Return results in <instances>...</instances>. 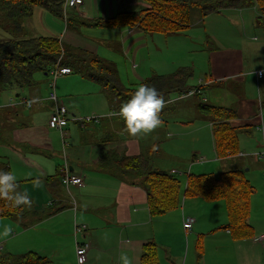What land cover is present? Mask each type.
<instances>
[{"label": "crops", "instance_id": "crops-1", "mask_svg": "<svg viewBox=\"0 0 264 264\" xmlns=\"http://www.w3.org/2000/svg\"><path fill=\"white\" fill-rule=\"evenodd\" d=\"M58 1L63 9L65 0ZM142 7L144 4L138 0H82L76 7L67 8L64 18V15H56L47 8L35 6L25 20L23 29L26 34L31 33L32 36L53 35L50 37L58 38L65 45L93 53L100 60L114 66L119 61L123 63L129 61V72L134 78L127 82L137 83L145 79L142 76L146 73L138 71L134 63V58L137 59L139 55L136 49L143 45L146 36L151 37L152 34H145L136 26L127 28L128 31L124 32L126 27L118 29L96 25V22L111 19L120 12L140 10ZM248 8H252L248 13L247 8L230 9L211 13L206 18L219 16L222 20L235 23L236 17L240 16L244 29L245 23L252 27H260L256 5ZM34 15L45 18L50 24L55 22V18L63 19L64 29L62 30L57 21L53 34L37 33L31 27ZM204 20L205 17L203 22L198 20L193 26L204 23ZM260 20V24L264 25V15ZM47 27L52 30L51 25ZM262 29L264 30V26ZM186 31L168 36L172 38L187 36ZM233 47H215L219 54L208 57L209 76L206 83L213 85V88L227 89L226 83L232 81L243 87L244 78L251 75L259 85V81H264V72L259 79L256 78L255 72L259 69L264 70V67L256 66L254 70L250 65L247 66L248 61H244L245 53L241 46ZM261 47H264L262 39L254 46L253 52ZM68 67L71 73H76L78 77L70 75L71 73L64 75L66 78H62L59 86L55 87L58 101L65 104L68 111L72 110L69 112L71 115H75L76 112H80L79 116L89 112L107 115L101 117L98 123L87 122L83 127L75 125L74 132L68 127L70 120L67 118L63 129L67 131L70 140L69 144H66L62 142V135L60 142L57 135L49 131H58L50 129L47 125L53 102L49 96L47 99L41 98L39 86H32L33 88L30 87L29 90L25 87L31 95L29 97L21 94L26 91L25 89L12 88L6 93V98L0 102V145L9 148L11 163L7 157L3 159L9 164L12 174L18 181V189L22 194H27L31 203L27 204L29 211L26 217L0 219V250L8 247L6 252L10 254L34 251L44 256L48 264L52 258L59 261L58 264H72L73 259H76V264H121L122 254L129 257L131 264H140L142 246L152 241L156 245L159 264H264V260L260 259V256H264V242L253 240L254 236L263 233L264 230L258 229L256 234L253 230V236L250 238L234 239L222 226L210 230L197 228L196 219L188 234L192 235L193 241L196 240V246L199 243L201 247V241L202 245H205V241L208 240L207 243H213L214 250L207 253L204 249L198 257L196 249L197 255L195 254L194 260L193 255L189 258L188 250L182 255L180 243L185 233L182 228L185 215L183 210L177 208L161 216H151L145 191L139 186L138 181L112 165V153L137 155L146 147L140 144L139 138L131 137L127 133L124 121L115 114L119 112L116 111L115 99L104 91L99 83L85 79L75 72L72 66ZM70 81L79 87L78 92L62 91L61 85ZM49 82L50 80L48 81L50 87ZM81 83L86 85L85 89ZM257 89L260 94H264V84ZM229 92L235 96L232 90ZM3 97L4 93H0V98ZM234 98L238 114V109L248 102L240 95ZM183 104L187 105L188 102L185 101ZM262 104L263 101L260 107H263ZM177 107L176 105L175 111ZM24 108H28L27 117L24 115ZM8 110L12 112L9 114ZM35 112L42 115V122L45 120V113H48L46 120L43 123H36ZM160 121L162 122V119ZM234 122L237 125H252L249 127L251 132L253 128L257 130L259 126L258 114L253 113L247 119L238 115ZM251 132L246 134L250 135ZM239 153L242 152L239 150ZM243 157L246 158L244 155ZM193 159H196L195 154L191 161H194ZM254 160L261 159L254 157ZM238 162H231L232 164L228 165L217 160V167L219 172L223 166L243 167L246 176L249 170L248 163L245 161L243 165L241 161ZM65 165L72 174L82 177L83 187L70 185L66 188L61 184L59 179ZM75 169L79 173L74 172ZM174 169L169 168L168 172ZM56 174L58 179L50 180ZM191 199L195 200V204L200 201L206 202L199 198ZM75 222L85 225L86 230L75 235ZM6 229L10 231L4 235ZM15 229L17 232H13ZM75 240L88 244L84 259L80 263L75 252ZM223 245H226L225 249H221ZM228 247L233 248L231 254L226 250Z\"/></svg>", "mask_w": 264, "mask_h": 264}, {"label": "trees", "instance_id": "trees-1", "mask_svg": "<svg viewBox=\"0 0 264 264\" xmlns=\"http://www.w3.org/2000/svg\"><path fill=\"white\" fill-rule=\"evenodd\" d=\"M138 1L144 4L142 9L117 13L111 19L97 21L96 25L116 28L136 26L145 34L161 33L168 36L181 34L192 26L193 9L197 10L199 17L203 19L211 13L256 5L259 13L257 21L260 26L259 21L264 15V0ZM35 6L62 15L61 3L58 0H0V27H4L11 36V39L0 42V93H6L12 88L22 90L28 87L36 73L48 75L56 63L61 66H72L75 72L85 79L99 83L104 91L115 99L116 111L130 99L141 84L154 87L163 98L167 97L164 100L165 104L172 101L169 99L170 94L179 96L192 89L187 85L192 72L185 68H179L166 75L151 74L138 84L128 83L126 86L122 83L118 84L120 82L116 78L117 71L112 68L114 65L100 60L93 53L65 45L56 37L26 34L23 25ZM201 89V87L195 88L192 95L202 99ZM202 100L195 106L197 113L211 128L216 159L228 165L232 164L227 161L228 157L234 156L242 161L243 155L238 154V137L242 133H250L252 125L235 124L234 121L238 118L236 107L212 105L206 103L204 98ZM168 110L169 107H163L159 118L161 119ZM111 156L112 165L138 181L139 186L145 191L148 212L151 216H161L180 208L182 198H199L206 202L221 200L225 204L227 216V223L222 228L228 230L234 239L253 236V227L249 223V203L253 189L246 179L243 168L222 169L218 174L188 173L184 184L175 174L153 167L144 152L131 156L112 153ZM0 170L11 172L9 164L3 158L0 160ZM57 179L56 174L50 180ZM17 191L20 192L18 187ZM28 211L27 204L0 199V219L24 218L28 215ZM200 248L198 243L196 246L198 257L201 255ZM46 262L44 256L34 251L0 254V264H46ZM140 264H159L156 245L152 241L142 246Z\"/></svg>", "mask_w": 264, "mask_h": 264}, {"label": "rangeland", "instance_id": "rangeland-1", "mask_svg": "<svg viewBox=\"0 0 264 264\" xmlns=\"http://www.w3.org/2000/svg\"><path fill=\"white\" fill-rule=\"evenodd\" d=\"M251 9L252 8H247L246 13H248ZM193 10L192 19L194 20L191 24L192 26H190L191 28H189L185 33L187 36L172 38V36H164L161 33H153L151 37L146 36L143 45L136 49V53H139V55L137 59L136 57L134 58V63L137 66L138 71H145L146 75L142 76V78L145 79L148 78V76L150 77L151 72L158 75H166L175 72L179 68H185L187 71L192 72V76L190 77L187 85L192 88L191 90L201 87L202 89L200 94L202 99L204 98V100H207L206 103L212 105H232L235 107L234 97L240 95L243 96L244 100L248 103H245L241 109H238V115L247 119L250 118L251 113L254 115L258 114L259 126L257 128L260 130L253 128L250 135L242 133L238 137L239 150L244 156H246V158L242 157L243 159L241 164L244 165L245 161L248 163L247 167L249 170L246 172V179L249 181L253 189L249 203V221L253 227L254 234H256L258 229L264 230V161L254 160V156L264 149V103L262 104L263 107H260L261 101L264 100V95L263 93L260 94L257 89L264 84V81H259V85H257V82L251 75H249L247 78H244L245 86L242 87L239 84L228 81L226 83L228 84L226 86L227 89L225 87L213 88V85L206 82H208L209 76L207 67L208 57L214 54H219V50L215 49L216 46L226 48L241 46L243 52L245 53L244 61H248L247 66L250 65L254 70L256 66L264 67V47H261V49L253 52V48L257 45V42L261 39L264 40V30L262 29V26L264 25L262 23L260 27H252L250 24L245 23L246 29H244V25L240 21V16L236 17L235 23L229 22V20L227 21L226 19L222 20L219 16H217V18L209 16L208 18L205 17L204 23L193 26L198 20L203 22V19L199 17L197 10ZM246 13L244 16H246ZM222 18H224V16H222ZM54 21V23L51 22L50 24V22L45 18L38 16L33 18V25H31V27L37 33L41 32L53 34L56 27L55 23L59 22L62 30L64 29L63 19L57 20V18H55ZM48 25H51L52 30L48 29ZM128 29L126 28V31L124 32H127ZM29 35L32 36L31 33ZM9 39H11V36L5 28L1 26L0 42ZM129 63V61H124V63L119 61L116 66L112 67L117 71L116 78L120 82L118 84L122 83L126 86L128 84L127 81L133 80L134 77L129 72ZM70 75L78 77L76 73H71ZM65 76L57 78L55 87L59 86L60 80ZM33 79L35 81L28 85L27 89L30 87L33 88L32 86L35 85L39 86L41 98L47 99L50 91L52 90L48 85V81L51 80V76L49 74L44 75L42 73H36L33 76ZM138 83L139 82L132 84ZM81 85L85 89L86 85L83 83H81ZM61 86L63 92L70 90L69 93H73L78 92L77 90H79V87L71 81L63 83ZM229 90L234 92V97L231 95ZM6 93H4L3 99L0 98V102L6 98ZM21 94L27 97L31 96L27 90L24 91V93L21 92ZM166 99L167 97L164 98V100ZM169 99L172 101H168L169 103H166L164 107H169L170 110L166 111L164 115L161 116L162 122L160 121L159 127L149 135L139 137L140 144L146 147L143 150L144 154H146L149 161L152 162L153 167L157 166V168L165 171H168L169 168H175L174 170L177 171L175 176L178 177L181 182L186 180L188 173L218 174L219 170L213 151L211 128L208 122L197 113V106H195L203 100L196 95H187L180 98L174 93L169 95ZM185 101L188 102L187 105L183 104ZM62 105L68 112V118L70 120L68 127L72 132L75 130V125H77V127H83L84 124H81L80 121L87 117L100 118L107 115L90 112L81 116H79L80 112H76L75 115H71L69 112L72 110L69 109L68 111L66 105L63 103ZM176 105L178 107L175 111ZM27 109L28 108H24L23 110L26 117ZM8 112L10 114L12 110H8ZM46 114L48 115V113H45V120L47 118ZM34 118L36 119V123L42 122V115H40V113L35 112ZM45 120H43V122ZM91 122L98 123V120ZM249 122H251V119ZM49 131L56 134L60 142L62 138L63 143L69 144L70 137H67L68 133L64 129V135L62 137L58 131ZM4 134L6 135V133ZM152 142L154 143L149 145ZM10 154L9 148L0 145V160L7 157L8 161L11 163ZM193 154H195L196 159L191 161ZM227 159V161L234 163L240 161L234 156L228 157ZM246 159H250V161L248 162ZM238 164H240V162H238ZM228 168L229 166H223V169ZM244 169L245 168H243V170ZM74 172L79 173L77 169H75ZM194 201L195 200L191 198H182L180 209L183 210L185 214L183 215V218L192 217L194 220H197L195 222V226L197 228L201 229L202 227L204 230H210L212 228L221 227L227 223V216L223 201L219 200L214 203L200 201L196 204ZM75 224L79 225L80 223L75 222ZM193 225L194 223L192 226ZM13 232H17V230L15 229ZM184 234L181 237L182 241L180 243V249H183L182 255L186 254V251L188 250L189 258L193 255L194 260L195 254L197 255L196 240H192V235L187 233ZM207 241H205V245H202L201 241L202 252L204 249L207 253L214 250L213 243H207ZM182 242L183 246L181 247ZM225 248L226 245L221 247V249ZM7 250L8 247L1 249L0 254L7 253ZM226 250L231 254L233 248L228 247ZM260 259L264 260V256H260ZM50 260L51 263L49 264L59 263V261L54 258ZM75 260L76 259H73L72 264H76Z\"/></svg>", "mask_w": 264, "mask_h": 264}, {"label": "clouds", "instance_id": "clouds-1", "mask_svg": "<svg viewBox=\"0 0 264 264\" xmlns=\"http://www.w3.org/2000/svg\"><path fill=\"white\" fill-rule=\"evenodd\" d=\"M165 105L164 98L156 88L141 84L136 88L125 103L119 109L118 115L124 121L126 131L131 137L139 138L152 133L160 125L159 113ZM18 182L10 171L0 170V199L13 201L17 204H29L26 193L17 191ZM10 229H6L4 235ZM121 264H131L129 257L122 254Z\"/></svg>", "mask_w": 264, "mask_h": 264}, {"label": "built area", "instance_id": "built-area-1", "mask_svg": "<svg viewBox=\"0 0 264 264\" xmlns=\"http://www.w3.org/2000/svg\"><path fill=\"white\" fill-rule=\"evenodd\" d=\"M81 2H82V0H65L63 3V9H62L64 18H65L67 8H74L77 5H79ZM263 72H264V70H262V69L257 70L255 72L256 78L257 79L261 78L263 76ZM69 73H71L70 67L61 66L58 63H56L54 65V67H52L50 72H49V75L51 76V80H50L49 84H50V87L52 89L49 93V99L53 102V108H52V111L50 112L47 125L50 129L58 130L60 135H62V136L64 135L63 127H64V124H65L67 118H68V112H67L66 108L62 105V103L58 101V98H57V95L55 92V82H56L58 77L67 75ZM194 92H195V90L193 89L187 93L179 95L178 97L183 98L187 95H192ZM118 113L119 112H116L115 114L118 115ZM100 118L87 117L84 120H81L80 123L85 124V122L87 123V122H91V121H97V120L99 121ZM238 154L243 155L242 153H238ZM254 157L259 158V159L264 161V149L261 152L257 153ZM170 172L172 174L177 173L176 170H171ZM60 182L66 188H68L70 185L83 186L82 177L79 175L72 174L68 170L67 165H65L63 171L61 172ZM193 223H194V219L192 217H184L183 218L182 228H183L185 233L188 234L191 231ZM85 230H86L85 225H78V224L74 225V234L75 235L83 233ZM253 240L258 241V242H264V232L257 235V236H254ZM87 249H88L87 243H85V242L80 243L77 240H75V252H76L77 260L79 263L83 261Z\"/></svg>", "mask_w": 264, "mask_h": 264}]
</instances>
